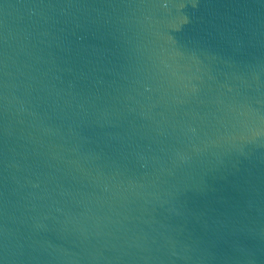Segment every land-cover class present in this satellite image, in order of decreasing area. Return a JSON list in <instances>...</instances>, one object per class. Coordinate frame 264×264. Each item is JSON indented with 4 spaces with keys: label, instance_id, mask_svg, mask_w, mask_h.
I'll return each instance as SVG.
<instances>
[{
    "label": "water",
    "instance_id": "1",
    "mask_svg": "<svg viewBox=\"0 0 264 264\" xmlns=\"http://www.w3.org/2000/svg\"><path fill=\"white\" fill-rule=\"evenodd\" d=\"M0 264H264V0H0Z\"/></svg>",
    "mask_w": 264,
    "mask_h": 264
}]
</instances>
